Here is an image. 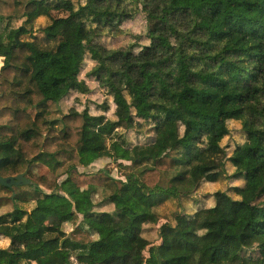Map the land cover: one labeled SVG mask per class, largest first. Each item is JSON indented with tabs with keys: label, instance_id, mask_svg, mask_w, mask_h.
I'll list each match as a JSON object with an SVG mask.
<instances>
[{
	"label": "trees",
	"instance_id": "obj_1",
	"mask_svg": "<svg viewBox=\"0 0 264 264\" xmlns=\"http://www.w3.org/2000/svg\"><path fill=\"white\" fill-rule=\"evenodd\" d=\"M69 7L68 0H0V176L25 172L32 181L0 188L14 203L34 202L30 211L15 205L0 214V239H10L0 264H264V0H85L67 16H50ZM137 13L147 45L117 52L105 79L103 64L90 74L124 104L127 127L149 125L152 140L132 145L104 115L69 109L53 117L52 105L68 93L89 91L75 78L77 50L98 51L97 28L119 31ZM41 16L49 19L39 32L56 42L52 51L17 38L36 32ZM14 20L22 24L13 27ZM229 120L251 141L227 155L221 141ZM104 151L137 172L118 180L101 169L80 178L69 166L67 181L99 189L113 210L92 205L68 235L63 224L78 218L73 202L31 166L55 171L60 156L75 154L85 167ZM226 161L251 197L213 194L225 247L203 259L201 234L180 221L195 222L197 211L177 213L150 245L141 232L157 223L155 207L189 197L196 170L218 172Z\"/></svg>",
	"mask_w": 264,
	"mask_h": 264
},
{
	"label": "rangeland",
	"instance_id": "obj_2",
	"mask_svg": "<svg viewBox=\"0 0 264 264\" xmlns=\"http://www.w3.org/2000/svg\"><path fill=\"white\" fill-rule=\"evenodd\" d=\"M70 7L67 10H50V16L54 18L67 16L71 10L77 8L79 4H84L85 0H68ZM49 19L46 16H41L35 20L33 29L36 32L30 35V32L20 33L17 38L20 41H32L43 45L47 50H53L56 42L49 41L44 34L40 33ZM22 24L21 20L12 21L13 27H18ZM0 23V30L3 27ZM117 28L99 27L96 30L97 36L94 41L100 45L98 51L77 50L79 56V67L75 73V78L78 81H85L89 91L82 94L76 91H71L63 97L58 106L52 105L53 117L59 118L62 114L73 109L77 112H83L86 115H104L106 118L118 121V131L124 134L125 138L132 145L148 143L153 138V132L149 125L141 127H127V111L123 103L114 96L108 94L107 90L100 86L91 71L97 69L101 64L106 68L103 74V79L106 78L109 67L112 64L113 56L117 52L125 51L132 48L134 51L139 50V47L147 45L148 40L145 37L146 21L142 13H137L132 17L127 18ZM2 62V59H1ZM2 65V64H1ZM227 131L223 134L221 144L227 147V155L231 154L237 145L250 143L247 135L242 131L241 123L236 120L227 121ZM62 165L55 171H51L44 165L31 166V172L36 175H45L49 179H54L58 182V191L71 199L74 205V210L78 214V218L74 223H64L63 229L66 234L70 235L71 231L82 220V213L87 211L92 205L98 211H112L113 207L110 204L104 203V198L99 189L91 191V187L84 186L82 188H74L67 178L69 176V166H75L76 174L80 178H87L94 175L101 169H105L112 177L118 180H125V175L136 173L137 170L131 166V162L125 160L115 161L110 152L104 151L94 155V160L88 166H81L77 162L75 154L62 155L59 157ZM235 168L229 161L225 162L224 169L218 172L202 171L200 169L194 172L193 189L189 197L185 199H168L155 207V212L158 217L157 223H149L143 225L142 235L149 241L150 245L159 244V228L162 224H174V216L177 213L193 214L196 213V221L190 222L187 218H180L181 227L184 229H196L200 234L202 241L200 243V254L204 260H207L213 251H219L225 247V233L227 231L225 223L219 217V214L213 210L215 203L213 194L216 191H226L228 195L235 199H248L251 194L247 190H241L244 187L242 179H236L231 176ZM10 192L0 188V214L10 212L13 207L26 209L30 211L33 208V201L23 202L17 201L14 203L10 200ZM147 256V249L144 251ZM41 262H32L39 264ZM224 264V263H223ZM246 264H258L256 262H246Z\"/></svg>",
	"mask_w": 264,
	"mask_h": 264
},
{
	"label": "water",
	"instance_id": "obj_3",
	"mask_svg": "<svg viewBox=\"0 0 264 264\" xmlns=\"http://www.w3.org/2000/svg\"><path fill=\"white\" fill-rule=\"evenodd\" d=\"M24 174L25 172L12 176H6V177L0 176V185L7 188H11L16 186L32 184V181L26 178Z\"/></svg>",
	"mask_w": 264,
	"mask_h": 264
},
{
	"label": "crops",
	"instance_id": "obj_4",
	"mask_svg": "<svg viewBox=\"0 0 264 264\" xmlns=\"http://www.w3.org/2000/svg\"><path fill=\"white\" fill-rule=\"evenodd\" d=\"M1 59H2V58L0 57V66H1V64H2ZM9 241H10L9 238H7V237H2V238L0 239V247H6V246L9 244Z\"/></svg>",
	"mask_w": 264,
	"mask_h": 264
}]
</instances>
